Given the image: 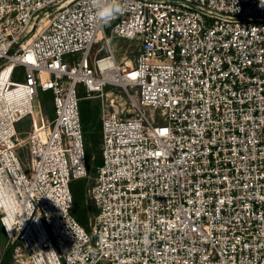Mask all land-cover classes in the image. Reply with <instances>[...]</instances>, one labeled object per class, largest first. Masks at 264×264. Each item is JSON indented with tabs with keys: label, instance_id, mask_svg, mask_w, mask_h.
I'll return each instance as SVG.
<instances>
[{
	"label": "built area",
	"instance_id": "obj_1",
	"mask_svg": "<svg viewBox=\"0 0 264 264\" xmlns=\"http://www.w3.org/2000/svg\"><path fill=\"white\" fill-rule=\"evenodd\" d=\"M120 2L104 25L90 0H0L13 264H264V0ZM115 37L138 41L132 59ZM82 99L100 120L89 231L72 214L91 178Z\"/></svg>",
	"mask_w": 264,
	"mask_h": 264
},
{
	"label": "trees",
	"instance_id": "obj_2",
	"mask_svg": "<svg viewBox=\"0 0 264 264\" xmlns=\"http://www.w3.org/2000/svg\"><path fill=\"white\" fill-rule=\"evenodd\" d=\"M41 98L49 101L50 93H43ZM97 109L99 113L98 102L96 108L95 106L91 105V101L89 99H82L80 101V115L84 132L85 152L89 173H91L92 171L94 172L95 167L101 162V154L99 150L100 120L97 118ZM81 182V180H74L71 183V191L73 195L72 214L77 219V221L85 228L87 227L88 213L86 207L83 204L84 190L83 184H81ZM8 256L9 251L8 249H6L2 255L0 264H6Z\"/></svg>",
	"mask_w": 264,
	"mask_h": 264
},
{
	"label": "rangeland",
	"instance_id": "obj_3",
	"mask_svg": "<svg viewBox=\"0 0 264 264\" xmlns=\"http://www.w3.org/2000/svg\"><path fill=\"white\" fill-rule=\"evenodd\" d=\"M137 40L135 39H123V38H113L111 41V46L115 49V54L116 57H122V56H126L127 59H132L133 55H135V53L137 52ZM102 47V46H100ZM97 48V46H96ZM120 94V93H119ZM124 99H122L123 101ZM42 113L44 115L50 116V103L48 100L42 99L41 97H39L38 99ZM91 101V105L95 106L97 108V100L92 99ZM98 109H97V118L99 119V115H98ZM31 125V119L26 118L24 119L20 124H19V130L21 131V136H22V140H24V137L27 133V131L29 130ZM94 172L92 171L90 173L91 178H89V180H81V184H83V188L91 183L92 177H93ZM83 204L86 207L87 213H88V222H87V227H85L87 230L90 229V222H91V215H92V211H93V206L90 203V200L86 197L85 193H84V197H83ZM15 246V240H13L12 238H10L2 229L1 225H0V260L2 258V255L4 253V251L6 249H8L9 251V256L7 258L6 264H13L12 261V252H13V248ZM11 249V250H9Z\"/></svg>",
	"mask_w": 264,
	"mask_h": 264
},
{
	"label": "clouds",
	"instance_id": "obj_4",
	"mask_svg": "<svg viewBox=\"0 0 264 264\" xmlns=\"http://www.w3.org/2000/svg\"><path fill=\"white\" fill-rule=\"evenodd\" d=\"M93 18L101 24H108L124 11L120 0H90Z\"/></svg>",
	"mask_w": 264,
	"mask_h": 264
},
{
	"label": "bare ground",
	"instance_id": "obj_5",
	"mask_svg": "<svg viewBox=\"0 0 264 264\" xmlns=\"http://www.w3.org/2000/svg\"><path fill=\"white\" fill-rule=\"evenodd\" d=\"M99 37H100V36H98V38H97V39H99ZM0 82H1V79H0ZM0 87H1V85H0ZM107 95H109V93H107ZM15 98H17V97H15ZM17 102H19V101H17Z\"/></svg>",
	"mask_w": 264,
	"mask_h": 264
}]
</instances>
